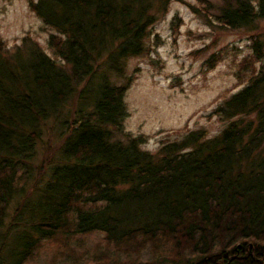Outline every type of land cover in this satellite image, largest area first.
<instances>
[{"label":"trees","instance_id":"obj_1","mask_svg":"<svg viewBox=\"0 0 264 264\" xmlns=\"http://www.w3.org/2000/svg\"><path fill=\"white\" fill-rule=\"evenodd\" d=\"M197 1L231 29L264 19V0ZM170 2L30 0L61 62L29 36L12 51L0 42V264H24L42 240L91 232L106 245L91 264H126L122 254L145 246L174 263L264 264V66L212 109L228 121L213 136L187 130L155 151L141 148L143 136L118 137L126 60L145 53ZM252 42L256 61L264 40ZM46 138L60 144L41 168Z\"/></svg>","mask_w":264,"mask_h":264},{"label":"rangeland","instance_id":"obj_2","mask_svg":"<svg viewBox=\"0 0 264 264\" xmlns=\"http://www.w3.org/2000/svg\"><path fill=\"white\" fill-rule=\"evenodd\" d=\"M29 1L0 0L3 50H14L23 36H29L56 58L47 45L51 30L30 10ZM212 1L215 5L221 2ZM215 13L197 0H171L164 16L149 28L145 53L126 60L124 73L132 79L124 96L127 114L119 138L143 136L141 148L155 151L166 137L172 139L199 127L213 136L226 125L227 120L210 116L211 111L264 66V54L255 61L252 48V36L264 40V19L257 21L254 30L231 29L219 23ZM211 58L216 60L210 68L205 62ZM111 75L119 83L124 81L114 70ZM45 141L35 156L41 168L60 144L58 139ZM31 185L32 181L10 203L6 223ZM102 236L101 232H91L42 240L24 264H91L93 253L106 249ZM152 250L145 246L121 258L126 264H186L163 260L168 250Z\"/></svg>","mask_w":264,"mask_h":264}]
</instances>
